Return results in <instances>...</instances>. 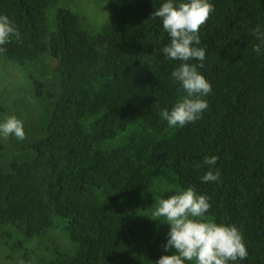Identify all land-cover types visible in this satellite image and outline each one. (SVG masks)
Returning a JSON list of instances; mask_svg holds the SVG:
<instances>
[{
	"label": "trees",
	"instance_id": "1",
	"mask_svg": "<svg viewBox=\"0 0 264 264\" xmlns=\"http://www.w3.org/2000/svg\"><path fill=\"white\" fill-rule=\"evenodd\" d=\"M92 1H112L111 18L94 33L71 10L47 26L58 0H0V15L21 38L0 57L24 65L47 54L58 85L35 157L0 171V226L31 240L54 217L66 220L75 253L49 264H156L173 255L162 227L144 213L125 216L121 201L139 213L156 174L168 169L176 189L210 197L206 216L242 232L248 256L238 264H264V47L252 50L260 43L254 29L264 33V0H209L215 10L199 32L206 57L198 70L212 91L201 119L183 127L160 116L184 94L171 77L181 62L161 51L170 38L152 16L167 0ZM117 139L118 147L101 149ZM212 156L217 163L205 165ZM217 169L219 181L202 182ZM19 260L33 264L26 250Z\"/></svg>",
	"mask_w": 264,
	"mask_h": 264
},
{
	"label": "clouds",
	"instance_id": "2",
	"mask_svg": "<svg viewBox=\"0 0 264 264\" xmlns=\"http://www.w3.org/2000/svg\"><path fill=\"white\" fill-rule=\"evenodd\" d=\"M214 6L209 0H174L164 2L152 16L160 18L170 43L162 48L169 60L180 61L171 77L180 84L184 93L169 111L162 109L160 116L167 121L169 127H183L201 119L208 107L204 97L212 91L210 82L198 69L204 67L206 49L201 44L199 32L206 24ZM253 34L260 43L253 45L257 54L264 47V33L259 28ZM15 40L21 42L16 25L8 16L0 15V55L6 52L2 47ZM191 60L200 63H189ZM15 136L18 140L26 138L24 121L16 115H10L0 122V138ZM217 156L205 157L203 163L213 166ZM220 173L208 171L202 182L219 181ZM210 197L200 195L194 186L186 189L177 188L175 194L168 198H160L151 210L152 220L167 223L170 228L167 243L163 246L167 252L174 248L176 254L164 255L156 264H238L248 256L242 232L235 225L217 224L213 218L205 214L210 210ZM18 264H24L19 260Z\"/></svg>",
	"mask_w": 264,
	"mask_h": 264
},
{
	"label": "rangeland",
	"instance_id": "3",
	"mask_svg": "<svg viewBox=\"0 0 264 264\" xmlns=\"http://www.w3.org/2000/svg\"><path fill=\"white\" fill-rule=\"evenodd\" d=\"M111 3L112 1L58 0L49 10L46 24L54 27L59 12L71 10L79 16L80 29L94 33L111 18ZM54 67V60L47 54L24 65L0 57V122L10 115H16L24 121L26 135L24 140H18L15 136L0 138V171L3 173L8 172L11 165L30 161L35 157L32 145L43 136L57 97L55 95L58 85ZM40 85L43 86L44 94L42 98H37V87L40 88ZM48 93L52 94L51 98ZM118 145L119 139L103 144L101 149L110 150ZM174 178L170 170H160L155 176L154 186L143 196L139 213L128 210L126 201H121L125 216L144 213L152 218L151 210L148 209L155 205L164 192L176 189ZM131 208L133 210V206ZM154 221L162 227L167 239L170 226L158 220ZM66 228L67 221L56 216L53 227L29 240L25 239L16 226H0V264H15L17 255L23 250L28 252L33 264H49L54 260L73 256L76 246L69 240ZM3 233L5 237H2ZM170 249L176 254L174 248Z\"/></svg>",
	"mask_w": 264,
	"mask_h": 264
}]
</instances>
